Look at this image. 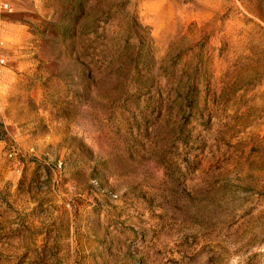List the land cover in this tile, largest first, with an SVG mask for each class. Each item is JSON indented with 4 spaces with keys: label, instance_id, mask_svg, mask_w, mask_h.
<instances>
[{
    "label": "rangeland",
    "instance_id": "rangeland-1",
    "mask_svg": "<svg viewBox=\"0 0 264 264\" xmlns=\"http://www.w3.org/2000/svg\"><path fill=\"white\" fill-rule=\"evenodd\" d=\"M0 264H264V0H0Z\"/></svg>",
    "mask_w": 264,
    "mask_h": 264
},
{
    "label": "built area",
    "instance_id": "built-area-1",
    "mask_svg": "<svg viewBox=\"0 0 264 264\" xmlns=\"http://www.w3.org/2000/svg\"><path fill=\"white\" fill-rule=\"evenodd\" d=\"M2 12H9V7H8V3L6 2H0V14ZM6 57L5 54L3 52V40H2V26H1V20H0V84L2 81V77H3V72L6 68Z\"/></svg>",
    "mask_w": 264,
    "mask_h": 264
}]
</instances>
